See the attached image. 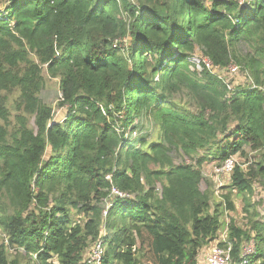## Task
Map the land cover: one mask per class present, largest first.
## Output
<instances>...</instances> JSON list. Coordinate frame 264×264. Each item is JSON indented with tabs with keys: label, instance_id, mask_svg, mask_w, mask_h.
<instances>
[{
	"label": "trees",
	"instance_id": "trees-1",
	"mask_svg": "<svg viewBox=\"0 0 264 264\" xmlns=\"http://www.w3.org/2000/svg\"><path fill=\"white\" fill-rule=\"evenodd\" d=\"M0 6V264H86L101 234L100 264H197L215 241L240 262L250 240L264 264V0ZM196 50L245 81L228 90ZM236 155L225 193L201 188L203 163ZM234 195L244 226L224 219Z\"/></svg>",
	"mask_w": 264,
	"mask_h": 264
},
{
	"label": "rangeland",
	"instance_id": "rangeland-1",
	"mask_svg": "<svg viewBox=\"0 0 264 264\" xmlns=\"http://www.w3.org/2000/svg\"><path fill=\"white\" fill-rule=\"evenodd\" d=\"M245 4H247V2L245 0H239L240 6L245 5ZM0 8H1V6H0ZM196 53H200V51L196 50ZM226 71H229L228 66L227 67H214L211 70V72H212L211 75L214 76L215 78H217L221 83H223L225 85V87L227 86L226 84L232 85V83L236 80L245 81V78L242 75V73L237 72V75H234V74L231 75V74L227 73ZM44 76H45V86L41 91V98L53 107V111H54L53 112V120L54 121H61L64 118V116L66 115L67 108L66 107H60L57 105V101L59 100L57 80L48 78L47 75L45 74V72H44ZM140 125H141V122H138V128L130 134L131 138L142 136L147 132V130L139 131ZM151 129H152V127L149 128L147 135L152 133ZM252 155H253V153L252 154L249 153L248 157L250 158V157H252ZM232 158L236 162L241 163L243 167L246 166V163H245L246 158L245 157L236 155ZM216 166H217V164L215 162L203 163L202 172H203L204 178L202 179V182H201V188L205 189L206 184H209L211 186V190L214 191V196L218 199L221 196V194L225 193L224 186L229 182V177L226 174L228 172L216 174L214 171ZM252 187H253L252 193L254 195L255 202H257V200L261 201V202H258L257 209H259L261 213H264V205H262V199L264 198V192L261 190L258 183H254ZM233 203L235 206V211H227L226 210L225 211L226 215H224V219H226L228 216L227 220H225L228 223L229 218H234L236 220L237 224H239L240 226H244L246 220H245V217L241 211L242 205H243L241 197L234 195L233 196ZM108 206H110L109 203H108ZM224 232H225V230H223L222 232L220 231V238L224 237ZM2 238H3V233L0 231V241L2 240ZM214 244H216V241L213 244L208 245L205 249H203L200 252L201 257H200L199 264H203L202 259H203L204 255L207 253L209 247L214 245ZM246 245H244V246H246ZM203 253H204V255H203Z\"/></svg>",
	"mask_w": 264,
	"mask_h": 264
},
{
	"label": "built area",
	"instance_id": "built-area-1",
	"mask_svg": "<svg viewBox=\"0 0 264 264\" xmlns=\"http://www.w3.org/2000/svg\"><path fill=\"white\" fill-rule=\"evenodd\" d=\"M246 2H250L251 0H245ZM188 61L192 63L195 68L200 71L202 69V64L205 65L210 70V73L212 68L219 67L215 66L211 63L210 60H208L205 56H202L200 53H194L189 58ZM228 70L227 73L231 75H237L238 67L234 63H229L228 65L224 66L227 67ZM240 81L236 80L230 84H226L228 90H232L233 86L236 84H239ZM235 160L231 157L228 158L222 163L220 166H216L214 171L216 174H220L223 172L226 173L229 177V174L233 168ZM110 193L112 196H119L124 197L125 194L117 190L115 187H112L110 189ZM108 206V204H107ZM105 214V211L103 212ZM102 237L103 234L100 235V237L92 244V246L88 249L87 254L84 257V261L86 264H100L103 254H104V248L102 245ZM223 238V237H221ZM255 253V242L253 240H250L246 246H244L241 250L240 254V262H235L231 255H230V248H221L217 246L216 244L209 247L207 253L203 257V264H245L247 262V257L251 256ZM54 264H58L56 259H53L52 261Z\"/></svg>",
	"mask_w": 264,
	"mask_h": 264
},
{
	"label": "crops",
	"instance_id": "crops-1",
	"mask_svg": "<svg viewBox=\"0 0 264 264\" xmlns=\"http://www.w3.org/2000/svg\"><path fill=\"white\" fill-rule=\"evenodd\" d=\"M203 255H204V253H203ZM200 257H201V254H199L198 257H197V264H199ZM202 260H203V259H202Z\"/></svg>",
	"mask_w": 264,
	"mask_h": 264
}]
</instances>
